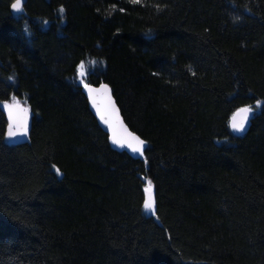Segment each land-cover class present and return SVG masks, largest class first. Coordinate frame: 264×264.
<instances>
[{
  "label": "trees",
  "instance_id": "1",
  "mask_svg": "<svg viewBox=\"0 0 264 264\" xmlns=\"http://www.w3.org/2000/svg\"><path fill=\"white\" fill-rule=\"evenodd\" d=\"M14 2L0 0V264H264V0ZM81 61L143 156L97 124ZM8 102L28 108V143L6 139Z\"/></svg>",
  "mask_w": 264,
  "mask_h": 264
},
{
  "label": "snow or ice",
  "instance_id": "2",
  "mask_svg": "<svg viewBox=\"0 0 264 264\" xmlns=\"http://www.w3.org/2000/svg\"><path fill=\"white\" fill-rule=\"evenodd\" d=\"M133 3H139L140 0H132ZM13 10L21 11L22 10V2L21 0H15V2L11 5ZM61 13H63L64 9L61 7L59 9ZM93 64L96 62L93 61ZM195 74V73H193ZM77 75L79 78L80 84L87 91L89 99L92 102L93 107L96 109L97 114L100 120L106 124L109 130L112 133L111 139L112 143L118 145L119 147H127L133 153H139L141 156L144 154L143 146L145 141L142 140L139 136L131 133L127 130V128L123 125L118 115V110L116 109L111 96L109 95V88L107 85L102 84L100 88H93L91 85L86 83V78L88 72L86 70V65L84 61H81L77 65ZM11 79V78H10ZM102 98L103 104L99 103L98 100ZM15 101V97H13ZM6 109H8L9 114V123H8V131L7 138L9 140L14 139L19 133L25 131V122L19 116L20 112H26L27 109H21L18 103L3 105ZM262 106L260 101L256 102V108H260ZM14 111L16 115L14 116ZM253 112L252 106H246L237 110V113L234 114L232 118V122L230 127L235 132H243L245 130V124L248 121L249 115ZM242 114V115H241ZM240 116V119L237 120L236 117ZM52 169L56 175H62L60 169L56 167L55 164L52 165ZM146 183L143 189L145 197L143 200V209L145 211L151 212L155 214V199L153 196V183L151 179L144 178Z\"/></svg>",
  "mask_w": 264,
  "mask_h": 264
},
{
  "label": "water",
  "instance_id": "3",
  "mask_svg": "<svg viewBox=\"0 0 264 264\" xmlns=\"http://www.w3.org/2000/svg\"><path fill=\"white\" fill-rule=\"evenodd\" d=\"M23 1H24V0H21L22 3H23ZM12 10H13V9H12ZM13 12L15 13V12H17V11H16V10H13ZM102 84L107 85L106 83H99L98 85H93V84H89V85H91V87H93V88H97V89H98V88H100V86H101ZM107 86H108V85H107ZM108 88H109V90H110L109 95L111 96L112 101H113V103H114L116 109L118 110V115H119V117H120L121 122H122L123 125L127 128V130H128L129 132L134 133V132H132V131L129 129V127H128V126L126 125V123L124 122V120H123V118H122V116H121L120 110H119V108H118V106H117V104H116V102H115V99L113 98V95H112L111 89H110L109 86H108ZM82 92L84 93V96H85V98H86V100H87V103H88V108H89V110L91 111L92 115L95 117V119H96V121H97V124L99 125V127H100L104 132H106V133L108 134V137H109L110 141L112 142V139H111L112 133H111V131L109 130L108 126H107L106 124H104V123L100 120V118H99V116H98V114H97L96 109L93 107L92 102H91V100L89 99V96H88L87 91H86L83 87H82ZM98 102L101 103V104H103V99L100 98V99L98 100ZM9 104H14V103H9ZM18 104H19V103H18ZM19 107H20L21 109H27V107H26L24 104H22V103L19 104ZM3 111H4V114H5L6 123H7V124H6V130H5V134H6V138H7L8 123H9V114H8V109H6L5 107H3ZM235 113H237V110L232 114V116H231L230 119H229V127H230V124H231V122H232V118H233V116H234ZM15 115H16V112L14 111V116H15ZM241 115H242V114H241ZM19 116H20L22 119H24L26 134H24L23 132H21V133H19L14 139L9 140V139L7 138V140H8L9 142L13 143V144H20V143H28V142H29V133H30V128H31V115L29 114L28 109H27L26 112H20V113H19ZM251 118H252V113H251V114L249 115V117H248V121H247V123L245 124V130H244L243 132H235V131H233L232 128L230 127L231 132L234 133L235 135H242V134H244V133L247 131V129L249 128ZM236 119L239 120V119H240V116H237ZM134 134H135V133H134ZM135 135H137V134H135ZM137 136H138V135H137ZM113 144H114V143H113ZM114 145H115V146H118V145H116V144H114ZM118 147H119V146H118ZM121 148H122V147H121ZM123 148H125L129 153L134 154V153H133L130 149H128L127 147H123ZM149 213L152 214L151 212H149Z\"/></svg>",
  "mask_w": 264,
  "mask_h": 264
},
{
  "label": "rangeland",
  "instance_id": "4",
  "mask_svg": "<svg viewBox=\"0 0 264 264\" xmlns=\"http://www.w3.org/2000/svg\"><path fill=\"white\" fill-rule=\"evenodd\" d=\"M77 77H78V75H77ZM78 80H79V78H78Z\"/></svg>",
  "mask_w": 264,
  "mask_h": 264
}]
</instances>
